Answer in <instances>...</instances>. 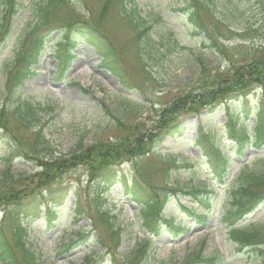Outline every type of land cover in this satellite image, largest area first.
<instances>
[{"label": "rangeland", "instance_id": "1", "mask_svg": "<svg viewBox=\"0 0 264 264\" xmlns=\"http://www.w3.org/2000/svg\"><path fill=\"white\" fill-rule=\"evenodd\" d=\"M16 1L18 12L9 16L2 11L0 0V20L3 19L0 28V121L4 124V128L0 127V179L7 173L20 181L19 178L41 170L38 161L42 157L47 160L51 156L67 157L95 142L112 141L119 132L116 125L120 119L125 120L127 126L141 123L143 129L149 131L156 110L196 83L200 65L223 71L230 61L242 59L248 51L264 46V6L259 0H213L214 15L229 26L223 34L225 38L217 39L222 49V54L218 55L202 45V35L193 34L186 16L188 7L182 0H135L142 25L151 26L148 32L151 43L159 50L157 55L150 54V43H139L137 34L125 24L116 9L101 17L99 0H69L57 9L47 25L31 32L32 6L39 0ZM74 20L96 23L106 34L119 54L122 76L130 89L100 64L101 58L93 46L80 38L70 48L68 62L58 64L60 56L54 42L63 32L73 29L68 24ZM25 33H28L26 39ZM35 37H44V52L32 66L34 72L17 86L14 77L20 64L10 72V80L8 71L16 53L28 50ZM18 90L34 108L35 130L44 134L53 150L36 147L33 136L13 120L12 115L23 100H16L18 95L14 92ZM125 91L127 95L120 93ZM261 95L259 88L252 90L247 96L250 105ZM247 98L236 95L214 111L180 115L186 130L182 136H161L154 148L160 155L150 150L142 156L122 160L96 179L89 176L85 165L61 172L44 190V198L54 205L50 224L44 219L47 211L44 199L35 196V200L26 205L21 223L27 230L26 247L30 258L36 264H81L86 259L98 264L114 261L121 264L144 244L148 235L147 256L123 264H183L188 255L198 251L218 257L214 264H260L259 258L234 249L235 245L220 222V215L228 206V189L240 164H250L256 156L264 155L263 148L254 147L244 148L241 156L232 154L234 145L227 139V115L237 107L241 111ZM253 124V117L248 116L246 131L249 135H252L249 127ZM198 125L209 133L216 145L231 153L228 174L222 184L209 172L198 148L191 142ZM32 151L37 152L38 158ZM173 154L177 155L174 162L165 158ZM108 172L140 182L146 191L156 192L160 199L167 192L170 199L163 206V214L173 219L174 225L180 224L186 230L175 234L158 217L161 231L150 234L138 213L140 206L123 194L119 183L104 181ZM22 183L27 182L22 180ZM200 186L213 191L209 195L212 205L205 227L189 212L188 208L193 205L195 214L202 212L195 200L182 193L168 192L170 188ZM244 220L264 224V202ZM106 221L113 229L120 230L117 241L111 236ZM5 225L3 229L8 232ZM83 233L82 241L76 238ZM70 239L76 243L64 250Z\"/></svg>", "mask_w": 264, "mask_h": 264}, {"label": "trees", "instance_id": "2", "mask_svg": "<svg viewBox=\"0 0 264 264\" xmlns=\"http://www.w3.org/2000/svg\"><path fill=\"white\" fill-rule=\"evenodd\" d=\"M68 1L39 0L34 2L32 6L33 22L30 32L47 25L57 9L68 3ZM182 1L188 7L186 16L192 24L193 34L202 35L204 38V41L201 40L202 45L211 49L215 55L222 54V49L217 39L225 38L223 34L229 30V26L220 22V19L214 15L212 11L213 0ZM99 3L101 4V17L111 9H116L125 24L137 34L139 43L141 44L143 41L150 43L148 47L150 54H160L155 43H151L148 32L151 26L142 25V17L138 13L135 0H99ZM259 3L264 6V0H259ZM1 5L5 15L10 16L18 12L19 4L16 0H1ZM2 25L3 19L0 20V28ZM68 25L73 27V29L63 32L62 36L60 35L61 37L54 42V48L59 51L58 56L62 59L60 61L58 57V64L64 65L68 62L70 48L75 46L77 39L80 38L93 46L96 53L102 58L101 64L117 76L121 84L128 89L129 86L122 76L119 54L106 37V34L99 30L97 24L93 25L85 21L74 20ZM27 34L25 33V39L28 36ZM43 38H33L28 50L16 53L14 63L12 62L13 68L11 67L7 74L8 80L12 78L10 72L18 64H20V70H17L14 77L17 86L21 84L28 74L33 73L32 66L36 65L45 49L46 41ZM61 52L64 56L60 54ZM241 58L230 61L223 71L218 70L219 68L209 69L208 65L205 64L200 65L196 83L172 97L169 103L156 110L153 125L149 131L144 130L141 123L127 126L125 120L120 119L116 125L119 132L112 141L95 142L86 148L71 152L67 157L51 156L49 160L40 157L38 166L41 170L32 173L30 176L19 178L18 180L20 181L14 180L5 173L0 179V210L2 211L0 264H36L35 260L29 256L26 247L27 231L20 219L27 211L26 205L34 201L36 196L41 200L44 199L43 204L47 210L45 220L48 223L52 221L54 205L44 198V190L50 187V184L61 172L77 165H85L88 168L89 176L92 179H96L106 173L107 168L111 165L122 160L142 156L150 150L160 155V152L154 148L161 136H182L184 134L186 128L181 124L182 117L179 118L182 114L186 116L188 114H200L202 111H214L221 103L226 102L231 97L239 95L246 99L252 90L259 88L262 95L256 99L253 105H250L247 98V102L243 103L241 111H238L237 107L231 113H228L225 122V132L227 133V139L234 145L231 151L232 154L241 156L246 147L264 149V46L248 51V54L243 55ZM14 94L18 95L16 100L22 98L19 90L15 91ZM12 116L20 127H23L29 135L33 136L36 147L40 145L44 150H53L44 134L39 130H35L33 124L36 120V115L28 100L23 99ZM248 116L254 118V125L250 126L252 135L246 132ZM0 127L4 128V124L1 121ZM194 133V139L191 141L193 146L198 148L199 155L205 160V164L212 176L222 184L230 167V151L216 145L209 133L204 131L200 125L195 129ZM36 151H32L35 154L33 156L38 158ZM176 157L177 155L173 154L167 155L165 158L174 162ZM110 175L111 172H108L105 176L103 175L105 177L104 181H107V183H119L123 188V194L130 201L140 206V212L138 213L142 218L145 229L150 234H158L161 231L157 222L158 217L175 234L183 233L186 230L180 224L174 225L173 219L165 218L163 206L170 199V195L167 192L160 199L156 192L146 191L142 184L134 179L129 180L125 176L117 174L111 175V177ZM22 180L27 183H22ZM30 184H33V187ZM22 186H25V188ZM168 192L175 195L182 193L184 196L195 200L202 212L198 213V215L195 214L193 212L195 209L194 205L188 208L189 212L196 216L197 219L195 220L200 225L205 226L207 224V213L212 205L209 195L213 193L212 190L208 191L206 186L191 187L190 189L176 187L170 188ZM228 200V206L223 209L220 215V222L227 230L228 239L235 244V250L247 254L250 253L260 259V264H264V224H256L244 220L248 214L264 202V155L256 156L250 164H240L233 184L228 189ZM104 214L106 215V213ZM106 222L108 223L111 236L117 241L120 230L113 229V225L109 221ZM5 223L8 232L3 229V224ZM84 236V233L78 234L77 238L82 241ZM143 242V245H139L131 253L127 259L128 262L147 256L150 240L146 237ZM72 243H76V241L69 240L63 249L66 250ZM18 252L21 253L20 257L17 254ZM217 259L218 257L216 256H207L202 251H198L188 255L184 259L183 264H214ZM81 264L98 263L95 260L89 261V259H86ZM110 264L117 263L114 261Z\"/></svg>", "mask_w": 264, "mask_h": 264}]
</instances>
